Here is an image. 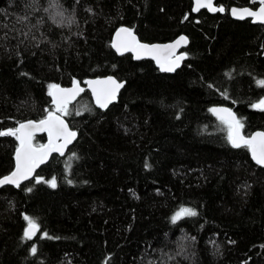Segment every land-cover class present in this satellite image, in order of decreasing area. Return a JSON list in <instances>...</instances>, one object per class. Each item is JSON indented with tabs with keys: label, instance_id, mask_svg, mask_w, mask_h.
Here are the masks:
<instances>
[{
	"label": "trees",
	"instance_id": "trees-1",
	"mask_svg": "<svg viewBox=\"0 0 264 264\" xmlns=\"http://www.w3.org/2000/svg\"><path fill=\"white\" fill-rule=\"evenodd\" d=\"M216 3L225 10L195 13L192 0H0V131L54 111L49 85L84 86L64 116L77 133L66 153L18 188L0 187V264H264V166L231 145L211 111L229 106L246 136L264 130V110L253 107L264 98V24L230 15L256 0ZM122 25L146 42L185 33L186 59L168 73L117 53ZM107 75L125 83L104 109L85 80ZM47 138L37 133L33 144ZM18 147L0 136V177ZM182 208L196 215L173 223ZM25 216L40 225L31 240Z\"/></svg>",
	"mask_w": 264,
	"mask_h": 264
},
{
	"label": "snow or ice",
	"instance_id": "snow-or-ice-1",
	"mask_svg": "<svg viewBox=\"0 0 264 264\" xmlns=\"http://www.w3.org/2000/svg\"><path fill=\"white\" fill-rule=\"evenodd\" d=\"M196 11L201 8H207L210 11L223 12V7H216L213 0H195ZM261 5H264V0H260ZM233 15H237V10H232ZM245 16L253 17L256 21L264 23V6H261L258 11L243 9L239 13V18ZM117 40L113 47L118 52L123 54L126 51L136 53V58L142 56H151L160 65L161 71L172 72L179 67V61L184 59V56L175 57L173 59L174 50L182 43H187V38L181 36L174 44L167 45L163 49L160 46H149L141 44L130 29L121 28L116 34ZM166 52L167 55L162 56L161 53ZM93 95L95 96L96 104L100 108H107L108 105L115 100L117 93L123 87V84L109 77L104 80H89L87 81ZM261 87H264V80L258 81ZM80 82L75 81L74 87L70 89L62 88L57 84L49 85V96L52 97V102L55 105V110L47 113L44 119L40 121H28L20 123L19 127L7 131H0V136H13L19 141V147L16 149V165L15 170L8 176L0 179V186L14 185L20 186L22 180L29 179L35 169L44 163L48 156L57 152L63 155L65 148L76 138L77 133L69 129L65 123L63 116L69 114L68 105L75 97L82 92ZM253 107L264 110V100H261ZM211 111L218 116L220 121L227 126V139L234 148H247L255 162L264 166V132H258L255 135L245 137L242 135L243 124L230 109L213 108ZM59 113V114H58ZM38 131L47 132L48 143L34 145L33 139ZM62 141V142H61ZM41 178L36 179V183H40ZM50 186L56 187V180L53 178L48 181ZM31 189H29L30 191ZM196 213L187 208H182L173 216L172 221L175 223L183 216H195ZM27 222V228L24 231V237L31 240L40 231V225L37 221L29 216L24 217ZM47 236V233H44ZM32 253L35 254L37 249L32 247Z\"/></svg>",
	"mask_w": 264,
	"mask_h": 264
},
{
	"label": "water",
	"instance_id": "water-1",
	"mask_svg": "<svg viewBox=\"0 0 264 264\" xmlns=\"http://www.w3.org/2000/svg\"><path fill=\"white\" fill-rule=\"evenodd\" d=\"M192 1H193V6H192V7H193V11L196 13V12H198V11L195 10V8H196V3H195V0H192ZM256 1L258 2V6H257L256 8L251 7V6H248V5H247V6H237V5H233V6H231L230 9H229V12H230L231 17L234 18V19H238V20H243V19L250 18V19H252L253 22H255V23H260V22L256 21L255 18H253V17L245 16L243 19L239 18V13H240L241 10H243V9H250V10H252V11H258L259 8H260L261 6H264V5H261L260 0H256ZM213 4H214V6L219 7V5H217V3H216V0H213ZM201 9H203V8H201ZM201 9H200V10H201ZM206 9H207V8H206ZM233 9H236V10H237V13H238L237 15H233V14H232V10H233ZM200 10H199V11H200ZM207 10H208V9H207ZM208 11L211 12V13H217V12H218V11H210V10H208ZM260 24H264V23H260ZM121 28H127V29H130V30L133 32V34L135 35L136 39H137L141 44H146V45H149V46H160V48H162V49H163L165 46H167V45L174 44L175 41L178 40L181 36L186 37V38H187V43H186V44L182 43L178 48H176V49L174 50V54H173V59H174L175 57H179V56H184V57H185L184 59H182V60L179 61V67L183 64L184 60L186 59V52L184 51V47H186V46L189 44V37H188L185 33H181L180 35H178L177 37H175L174 39L169 40V41L146 42V41L141 40V39L138 37L137 33H135V31H133L130 27H128L127 25H122V26H119L118 28H116V30L114 31V33H113V38H112V45H114V44L116 43V40H117V36H116V34H117V32H119V30H120ZM113 48L116 50L115 47H113ZM116 51H117V50H116ZM127 52L132 53V55L134 56V58L137 59V58H136V53H135V52L126 51V52H124V53H127ZM117 53L121 54V53L118 52V51H117ZM124 53H123V54H124ZM161 55L164 56V55H167V53H166V52H162ZM143 58H147V59H151V60H153V61L156 63V65L159 67V69H160V65H159V64L156 62V60L153 59L151 56H142L140 59H143ZM179 67H177V68L175 69V71H176ZM160 70H161V69H160ZM163 72H165V71H163ZM172 72H174V71H172ZM172 72H168V73H172ZM109 77H111V78L115 79L116 81L122 83L123 86H124V83H125L124 81H120V80H118V79H117L115 76H113V75H107V76H102V77H90V78H87V79L85 80L86 87H87V88L91 91V93H92V90H91L90 86L88 85L87 81H89V80H104V79H107V78H109ZM57 85H59V86L62 87V88H66V89H70V88H73V87H74V83L71 84V85H69V86H63V85H60V84H57ZM80 87H81L82 89H84V86H83L81 83H80ZM121 89H122V88H121ZM121 89H120V90H121ZM120 90H119V92H120ZM119 92L117 93V96H116L115 100H113V101L108 105V107H109L112 103H114V102L117 101V98H118V94H119ZM81 93H82V92H80V93L75 97V99H73L70 103L76 101L77 98L80 96ZM92 96H93V98H94V100H95V96L93 95V93H92ZM262 100H264V98H263ZM95 102H96V101H95ZM70 103H69V104H70ZM97 105H98V104H97ZM98 106H99V105H98ZM108 107H107V108H108ZM107 108H104V109H107ZM213 108H227V109H230L233 113H235V111L232 110L229 106H227V105H223V104H222V105H214V106L212 107V109H213ZM58 114H59V113H58ZM215 115H216V114H215ZM235 115H236V113H235ZM216 116H217V115H216ZM236 117H237V115H236ZM44 118H45V117H44ZM44 118H43V119H44ZM63 119H64L65 123L68 125L69 129L72 130V131H75V132H76V130H74L73 128H71L69 122L67 121V119H66L64 116H63ZM28 121H36V122H38V121H40V120H26V121H23V122H21V123H27ZM18 127H19V125H18ZM41 132H43V131H38V132H36L35 134H37V133H41ZM258 132H264V130H259V129H258V130H255V131H253V132H252L250 135H248V136L244 135V133H243V131H242V135H244L245 137H249V138H250L251 136L255 135V134L258 133ZM75 139H76V138H75ZM75 139H74V140H73V141L67 146V148H65L63 154L66 153L68 147H69V146L75 141ZM61 142H62V141H61ZM47 143H48V138H47V140H46V142H45L44 144H47ZM34 145H35V144H34ZM53 154H60V153H57V152H53V153H51V154L48 156L47 160H46L44 163L40 164V166H39L38 168L35 169V172L33 173V175H32L29 179H27V180H22L20 183H23V182H25V181H28V180L34 178V177H35V174H36V171H37L42 165L46 164V163L50 160V158H51V156H52ZM15 165H16V153H15ZM14 170H15V167H14V169H13L9 174L0 177V179L4 178L5 176L10 175ZM3 186H5V185H3ZM3 186H0V187H3ZM26 228H27V227H26Z\"/></svg>",
	"mask_w": 264,
	"mask_h": 264
}]
</instances>
